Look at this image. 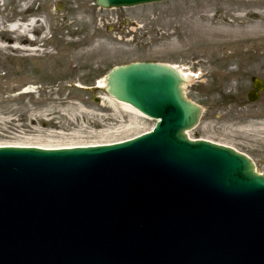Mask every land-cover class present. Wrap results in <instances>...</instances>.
I'll return each mask as SVG.
<instances>
[{
	"label": "water",
	"instance_id": "water-1",
	"mask_svg": "<svg viewBox=\"0 0 264 264\" xmlns=\"http://www.w3.org/2000/svg\"><path fill=\"white\" fill-rule=\"evenodd\" d=\"M181 75L154 62L108 72L107 93L156 120L133 138L0 146V264H264V172L243 152L188 138L202 108Z\"/></svg>",
	"mask_w": 264,
	"mask_h": 264
},
{
	"label": "rangeland",
	"instance_id": "rangeland-1",
	"mask_svg": "<svg viewBox=\"0 0 264 264\" xmlns=\"http://www.w3.org/2000/svg\"><path fill=\"white\" fill-rule=\"evenodd\" d=\"M94 1L0 0V145L104 144L150 130L154 120L111 105L101 82L114 66L159 62L188 76L184 92L203 108L188 136L243 152L263 173L264 91L252 103L246 94L264 82V0ZM34 17L31 39L9 30Z\"/></svg>",
	"mask_w": 264,
	"mask_h": 264
},
{
	"label": "bare ground",
	"instance_id": "bare-ground-1",
	"mask_svg": "<svg viewBox=\"0 0 264 264\" xmlns=\"http://www.w3.org/2000/svg\"><path fill=\"white\" fill-rule=\"evenodd\" d=\"M26 11H29V8L26 9ZM247 14H251V13H247ZM251 18V17H250ZM34 24V19H31L29 20V23L27 24H20V23H15L13 24L11 27H10V31L11 32H14V31H19V32H24V31H27V35L28 37H31V34L29 33L30 29L29 27L31 28V26ZM90 39V37L88 38ZM84 43V42H83ZM16 48H19V45L16 46ZM173 68H175L178 72H180L182 75V78L184 79V82H183V85L187 82H188V76L185 75L178 67L176 66H172ZM101 85L102 86H105V81H102L101 82ZM182 85V86H183ZM107 100L110 102L111 105L113 106H117L119 107L120 109L124 110V111H127V112H130L132 114H135V115H138V116H141V117H144L142 114H140L137 110L133 109V107H131L130 105H128L127 103H124V102H120V101H117L115 100L114 98L108 96L107 97ZM41 147H45V148H51V147H47V146H41Z\"/></svg>",
	"mask_w": 264,
	"mask_h": 264
},
{
	"label": "flooded vegetation",
	"instance_id": "flooded-vegetation-1",
	"mask_svg": "<svg viewBox=\"0 0 264 264\" xmlns=\"http://www.w3.org/2000/svg\"><path fill=\"white\" fill-rule=\"evenodd\" d=\"M259 80H260V82H261V85H260V86H261V89L258 91V89H255V88L253 87V85L251 84V88L249 89V92H247V94H246V98H247V100H248L249 103L256 102V101L258 100V98L261 96V94L263 93V91H264V82H263V80L260 79V78H259ZM251 91H254V92H256V94H257V97H256V100H255V101H250V100L248 99V95L250 94Z\"/></svg>",
	"mask_w": 264,
	"mask_h": 264
}]
</instances>
